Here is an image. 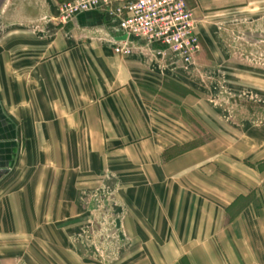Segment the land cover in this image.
Listing matches in <instances>:
<instances>
[{
    "label": "crops",
    "instance_id": "0c3cea01",
    "mask_svg": "<svg viewBox=\"0 0 264 264\" xmlns=\"http://www.w3.org/2000/svg\"><path fill=\"white\" fill-rule=\"evenodd\" d=\"M68 1L0 10V264H264V0H184L196 70Z\"/></svg>",
    "mask_w": 264,
    "mask_h": 264
},
{
    "label": "built area",
    "instance_id": "2783aa9c",
    "mask_svg": "<svg viewBox=\"0 0 264 264\" xmlns=\"http://www.w3.org/2000/svg\"><path fill=\"white\" fill-rule=\"evenodd\" d=\"M101 11L119 22L127 37H137L176 57L187 69L198 68L202 51L197 19L184 0H71L59 6L57 21L68 24L81 14ZM129 56L128 39L115 49Z\"/></svg>",
    "mask_w": 264,
    "mask_h": 264
},
{
    "label": "rangeland",
    "instance_id": "374dc122",
    "mask_svg": "<svg viewBox=\"0 0 264 264\" xmlns=\"http://www.w3.org/2000/svg\"><path fill=\"white\" fill-rule=\"evenodd\" d=\"M1 10V9H0ZM254 30V31H253ZM255 32V33H254ZM253 37V39H252ZM261 41L260 45H258V41ZM257 44H254V42ZM257 41V42H256ZM264 27L262 26L260 29L257 28H249L244 34V40L238 42L239 49H244L246 51H251L255 48V50L264 51ZM89 198V197H88ZM93 198V197H92ZM92 198L86 199V205L88 206V214H101V228H100V237H99V252L100 255L104 258L112 256H117V250H111L109 244L111 243L110 237L111 234L118 231V227L114 228V219H112V211L114 212L115 204L109 202V197L105 195H101L96 197L99 201H92ZM89 200L90 203L88 202ZM111 211V212H110ZM111 214V215H109Z\"/></svg>",
    "mask_w": 264,
    "mask_h": 264
},
{
    "label": "water",
    "instance_id": "95a60500",
    "mask_svg": "<svg viewBox=\"0 0 264 264\" xmlns=\"http://www.w3.org/2000/svg\"><path fill=\"white\" fill-rule=\"evenodd\" d=\"M5 2H6V0H0V9L3 7Z\"/></svg>",
    "mask_w": 264,
    "mask_h": 264
}]
</instances>
